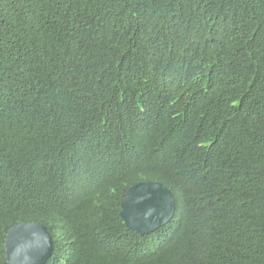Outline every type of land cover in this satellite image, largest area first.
<instances>
[{
	"label": "trees",
	"instance_id": "1",
	"mask_svg": "<svg viewBox=\"0 0 264 264\" xmlns=\"http://www.w3.org/2000/svg\"><path fill=\"white\" fill-rule=\"evenodd\" d=\"M0 264L42 222L45 264H264V0H0ZM174 217L141 234L130 186Z\"/></svg>",
	"mask_w": 264,
	"mask_h": 264
},
{
	"label": "water",
	"instance_id": "2",
	"mask_svg": "<svg viewBox=\"0 0 264 264\" xmlns=\"http://www.w3.org/2000/svg\"><path fill=\"white\" fill-rule=\"evenodd\" d=\"M122 217L141 234L167 224L175 215L176 198L161 181H139L129 187L122 203ZM54 239L44 224L19 223L8 230L6 257L10 264H45L54 252Z\"/></svg>",
	"mask_w": 264,
	"mask_h": 264
},
{
	"label": "clouds",
	"instance_id": "3",
	"mask_svg": "<svg viewBox=\"0 0 264 264\" xmlns=\"http://www.w3.org/2000/svg\"><path fill=\"white\" fill-rule=\"evenodd\" d=\"M25 40L21 41L19 43V46H24L23 50L21 52H17L16 54L10 56L9 58L0 61V93H2L5 90V87L8 83H13L14 85L16 84V82L18 81V67L21 63L22 67H23V63L24 60H26V53L28 52L29 48L27 47V45L24 42ZM163 183V182H162ZM128 191V190H127ZM32 222H36V221H32ZM126 222V221H125ZM22 223V222H20ZM23 223H30V222H23ZM37 223H41L42 222H37ZM19 224V223H17ZM15 224V225H17ZM127 224V223H126ZM13 225V226H15ZM45 225V224H44ZM128 225V224H127ZM12 226V227H13ZM47 226V225H46ZM48 227V226H47ZM11 228V227H10ZM9 228V229H10ZM49 230V228H48ZM135 230V229H133ZM137 231V230H136ZM49 232L51 233V231L49 230ZM139 232V231H138ZM146 234V233H145ZM51 235L53 236V234L51 233ZM54 239V236H53ZM6 240V239H5ZM54 245H55V239H54ZM56 247V246H55ZM55 250V248H54ZM6 251V250H5ZM54 253V252H53ZM52 257V256H51ZM50 257V258H51ZM49 258V259H50ZM48 259V260H49ZM8 260V259H7Z\"/></svg>",
	"mask_w": 264,
	"mask_h": 264
}]
</instances>
